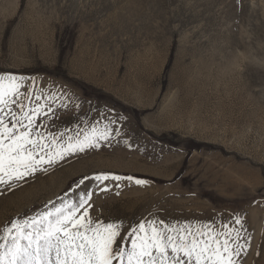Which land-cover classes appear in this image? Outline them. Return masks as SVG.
<instances>
[{
  "label": "rangeland",
  "instance_id": "374dc122",
  "mask_svg": "<svg viewBox=\"0 0 264 264\" xmlns=\"http://www.w3.org/2000/svg\"><path fill=\"white\" fill-rule=\"evenodd\" d=\"M4 73L23 76L22 91L65 93L67 108L41 131L75 135L102 130L104 115L126 119L109 125L119 132L99 147L4 189L0 234L61 197L76 199L83 177L109 173L121 179L103 182L93 218L122 222L123 235L142 220L240 228L238 214L240 243L249 241L242 264H264V226L248 215L264 199V0H0ZM212 150L224 157L189 163Z\"/></svg>",
  "mask_w": 264,
  "mask_h": 264
},
{
  "label": "snow or ice",
  "instance_id": "6c2138e0",
  "mask_svg": "<svg viewBox=\"0 0 264 264\" xmlns=\"http://www.w3.org/2000/svg\"><path fill=\"white\" fill-rule=\"evenodd\" d=\"M24 83L23 76L0 74V194L68 156L99 147L114 131L119 132L109 125L126 119L104 115L109 124L102 130L92 124L75 135H66L68 129L55 134L41 131L44 120L56 118L59 109L67 108L62 99L65 93L44 95L41 90L34 94L22 91ZM109 178L121 179L109 173L83 177L76 185L80 189L76 199L61 197L59 205L52 203L50 209L6 225L0 234V264H242L249 241L240 243L243 224L238 214L233 223L240 228L171 226L163 220L158 226L156 221L142 220L123 235L122 222L93 218L92 198L98 191L109 190L103 184ZM90 179L95 189L80 188ZM135 183L148 182L136 179ZM125 240H130V246H125Z\"/></svg>",
  "mask_w": 264,
  "mask_h": 264
},
{
  "label": "crops",
  "instance_id": "0c3cea01",
  "mask_svg": "<svg viewBox=\"0 0 264 264\" xmlns=\"http://www.w3.org/2000/svg\"><path fill=\"white\" fill-rule=\"evenodd\" d=\"M201 141V140H199ZM202 143H205V144H212V145H216V146H226V142H212L208 139H204L202 140ZM196 154L199 155V156H202V157H208L211 156V157H214L216 159H221L223 158L224 156L222 155V152L221 151H216V150H212V151H194L190 157V160H189V163L192 161V160H195L196 159ZM229 159H231V157H233L234 155H229ZM235 157V156H234ZM204 174V173H203ZM206 176H204L205 178ZM257 177V176H256ZM213 185V184H212ZM212 189L214 191H216L217 195L218 196H223V197H234V198H240L241 195H236V194H230L227 191H224L222 190L221 188H214V186H211ZM247 215V213H246ZM248 215H250V217L252 219H255V220H260L261 221V224L260 222L257 223V225L255 226L256 228L258 229H261L263 230V226H264V199H260V200H257L255 202H253L250 206V208L248 209Z\"/></svg>",
  "mask_w": 264,
  "mask_h": 264
},
{
  "label": "trees",
  "instance_id": "16d2710c",
  "mask_svg": "<svg viewBox=\"0 0 264 264\" xmlns=\"http://www.w3.org/2000/svg\"><path fill=\"white\" fill-rule=\"evenodd\" d=\"M207 197H208V195H207Z\"/></svg>",
  "mask_w": 264,
  "mask_h": 264
}]
</instances>
